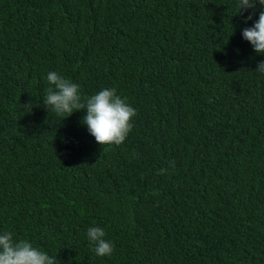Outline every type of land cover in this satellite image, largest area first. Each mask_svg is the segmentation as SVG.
I'll use <instances>...</instances> for the list:
<instances>
[{
  "label": "trees",
  "instance_id": "trees-1",
  "mask_svg": "<svg viewBox=\"0 0 264 264\" xmlns=\"http://www.w3.org/2000/svg\"><path fill=\"white\" fill-rule=\"evenodd\" d=\"M262 10L0 0V233L57 264H264V54L241 35ZM50 71L82 96L115 88L137 112L127 140L102 146L86 110H48Z\"/></svg>",
  "mask_w": 264,
  "mask_h": 264
},
{
  "label": "clouds",
  "instance_id": "clouds-1",
  "mask_svg": "<svg viewBox=\"0 0 264 264\" xmlns=\"http://www.w3.org/2000/svg\"><path fill=\"white\" fill-rule=\"evenodd\" d=\"M257 3L264 6V0H237L238 14L255 9ZM252 15L247 17L251 20ZM242 38L249 42L257 54H264V10L251 27L242 30ZM255 71L264 73V61L259 62ZM49 87L43 104L63 120L74 112L86 110L81 123L87 126L90 135L102 146H120L133 130L136 109L117 94L115 88H104L90 96H82L80 85L64 78L58 72L47 74ZM34 106L29 100L23 104L27 113ZM166 171L161 169V174ZM105 230L100 226H91L87 237L93 252L98 257H110L114 251L111 241L106 240ZM0 264H57V258L46 251L34 247L27 239H16L10 231L0 233Z\"/></svg>",
  "mask_w": 264,
  "mask_h": 264
}]
</instances>
